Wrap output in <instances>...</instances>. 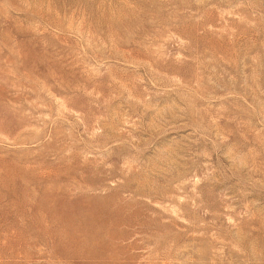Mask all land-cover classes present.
Returning <instances> with one entry per match:
<instances>
[{
	"label": "rangeland",
	"instance_id": "rangeland-1",
	"mask_svg": "<svg viewBox=\"0 0 264 264\" xmlns=\"http://www.w3.org/2000/svg\"><path fill=\"white\" fill-rule=\"evenodd\" d=\"M0 264H264V0H0Z\"/></svg>",
	"mask_w": 264,
	"mask_h": 264
}]
</instances>
